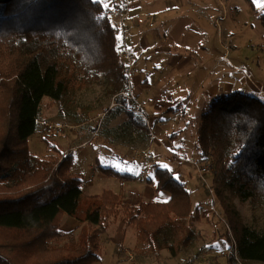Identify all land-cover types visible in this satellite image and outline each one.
Listing matches in <instances>:
<instances>
[{
  "label": "trees",
  "instance_id": "16d2710c",
  "mask_svg": "<svg viewBox=\"0 0 264 264\" xmlns=\"http://www.w3.org/2000/svg\"><path fill=\"white\" fill-rule=\"evenodd\" d=\"M245 1L264 28V13ZM103 5L100 0H0V264H96L101 235L121 212L154 254L166 251L177 258L196 239L192 195L175 170L156 166L149 180L156 192L169 194L167 202L132 205L109 190L84 200L82 179L71 173L73 154L48 138L46 158L30 151L46 101L66 112L83 89L100 86L114 97L127 88L129 66L117 47L120 28ZM165 107L168 114L177 112ZM196 144L201 160L212 158L222 168L215 191L237 262H264V232L245 225L221 190L255 207L264 200V101L239 91L221 95L203 112ZM99 169L121 181L138 180L110 167ZM65 216L81 225L80 233L67 244L52 245L70 234L62 231Z\"/></svg>",
  "mask_w": 264,
  "mask_h": 264
},
{
  "label": "rangeland",
  "instance_id": "374dc122",
  "mask_svg": "<svg viewBox=\"0 0 264 264\" xmlns=\"http://www.w3.org/2000/svg\"><path fill=\"white\" fill-rule=\"evenodd\" d=\"M145 5H160L163 8L170 5H209L210 9L205 12L207 17L210 18V22L200 20L201 24H205L206 32L210 34L212 43L209 42V46H216L222 54L225 52L223 49L226 44L230 49H232L233 46H237L238 51L235 55H239V52H241L244 57L241 58V60L247 63H251L253 59L255 60L258 56L255 54L258 51V45L262 43V41H260L262 38L259 37L258 34L260 31L264 33V28L261 26L257 16L248 8L245 0H145ZM226 5H229V7ZM234 6L238 8L237 11ZM185 12L184 14H186ZM107 13L113 19L112 23L118 26L115 18H113V11L107 10ZM223 16L226 17L222 18ZM152 20V18L149 20L145 18L140 22L149 21V27L153 28L155 24ZM150 24H153V26ZM250 37H253V42L250 41ZM121 49H123V47L121 48V46H119V54L121 58H124V52L120 51ZM209 52H212L211 48H209ZM124 59L128 64L129 60L126 58ZM229 59L230 61H234L233 57ZM129 75H131V69ZM129 79L130 77H128V83H130ZM239 92L254 95L264 101L262 95L252 93L248 90H239ZM134 94L137 98L135 91ZM70 100L72 101V105L68 107L65 106L66 109L68 108L66 112L60 109L62 105L50 101L44 103L42 121L40 122L38 131L30 138V151L35 157L40 159L46 158L49 152L44 139L48 138L51 143L60 146L66 154H73L74 165L71 173L80 176L82 179L84 200L95 198L101 195L103 191L109 190L119 194L124 202H133V205H138L141 202L147 203L153 201L150 200V196L151 194L154 195V185L151 188L149 180L153 179L156 166L169 167L175 170L176 175L185 180L187 190L190 191L192 195L194 219L192 228L196 233V239L189 248L183 251L184 253H181L182 256L179 259L172 258L166 251L159 254L150 252L146 244L138 241L137 229L126 225L124 215L121 212L119 216L111 218L107 232L101 235L100 261L96 264H183V261H185L184 264H192V262L197 259H204L207 262L212 261V264H223L222 260L230 262V264H232V262L233 264H264V262L260 263L254 261L250 263H241L237 262L235 259L234 247L232 245L235 244V241L231 238L232 231L226 223L224 211L215 191V187H218L220 183L222 168L216 165L214 159L209 158L208 161L201 160L197 148L195 149V153L192 151L186 153L181 151L175 152V149H173L174 147L165 148L163 144L167 142L168 144H172L171 142L174 143L179 139L180 134L174 135L177 131L176 128L171 132H167L165 136L158 141L161 143H156V146L162 149L159 160H156L157 163H154L152 159L154 154L151 155V152L149 153L147 151L146 155H144V157H147L143 161V163H145L140 164V168L142 165L146 164L150 172L143 179L126 182L109 177L103 174L99 166L110 167L120 173L130 175H134L137 171L136 166L127 167L125 163L115 158L116 154L113 151H107L104 148V146L111 145L108 143L110 142V138L106 139V132L103 133L101 131L102 133H100L95 131L96 125L99 124L102 126V122L107 121L105 115L112 105L111 101L113 97L107 96L106 92L100 86H94L76 92ZM214 100H216V98L213 99V101ZM213 101L209 100V102L205 104L202 112L207 110ZM163 108L160 110L166 112L167 107ZM175 109H177L180 115L183 117L185 116L184 106L179 105ZM91 115H94L95 120L92 122L91 126H88L89 132H87L84 127L78 128V120H88ZM195 116L196 120L192 121L189 134H193L194 129L198 128L201 123V113L200 115L199 113L194 115V117ZM55 123H62L64 125L62 129L63 133L59 135L48 134L45 129L46 125ZM78 132H80L79 136ZM169 134H173L172 136L175 137L171 139V135L169 136ZM85 140L88 141V145L78 147ZM191 140L193 145L194 142L196 145L197 135ZM153 149L152 147V150ZM156 149L158 151V148ZM142 155H139V157H142ZM180 157L187 159L193 157L200 162V164L211 166V171L208 175L201 176L197 168L193 167V165L189 163L186 164L182 162L181 159L179 161L178 159ZM97 160H99L101 164ZM146 161H149V163H146ZM215 180L219 181L218 185H215ZM221 190H224L223 195L227 200L234 202L245 225L260 232H264V200L255 207L250 200L243 202L239 198L231 196V193L225 188ZM155 195V202H167L170 198L169 194L165 192L155 193ZM197 218L198 220H196ZM228 228L230 230H228ZM80 229L81 225L76 220L65 216L62 224V231L65 234H70L69 236L53 241L52 245L62 246L76 239L80 233ZM228 235L230 236L231 242L228 241Z\"/></svg>",
  "mask_w": 264,
  "mask_h": 264
},
{
  "label": "crops",
  "instance_id": "0c3cea01",
  "mask_svg": "<svg viewBox=\"0 0 264 264\" xmlns=\"http://www.w3.org/2000/svg\"><path fill=\"white\" fill-rule=\"evenodd\" d=\"M100 1L107 5V10L111 11L125 7L127 4L132 15L149 14L155 24V27L151 28L149 21L129 23L120 30L117 43V47H123L120 51L127 52L131 58L128 61V66H131L129 81L139 103L143 105V111L149 123L143 121L138 115L109 107L105 115L107 121L102 122V126L96 125L95 130L107 133L106 139L110 138V142H107L111 145L104 148L107 151H113L117 160H121L120 162L125 163L127 167H137L135 176L138 175L140 164L145 163L143 161L147 157H144L147 151L151 152V155L154 154L152 159L154 163H157L156 160H159L162 151L156 146L161 143L158 141L167 132L176 128L177 131L174 134H180L179 139L174 143L171 142L172 144L168 142L163 144L164 147H174L175 152L195 153L197 144L195 145L194 142L193 145L191 139L196 137L198 128L194 129L193 134H189V130H191L192 121L196 120L194 115L198 113L202 115L203 108L209 100L213 101L221 95L239 90H248L264 97L263 32L260 31L258 34L262 38L260 39L262 43L258 45V51L255 54L258 56L251 63H247L241 60L244 58L241 52L235 55L238 51L237 46L230 49L226 44L223 49L224 54L216 46H209L208 43H212L210 34L206 32L205 24L200 22V20L210 22L205 12L210 9L209 5H170L163 8L160 5H145V0ZM251 1L259 11L264 13V0ZM226 6L229 7V5ZM234 8L238 10L237 7L234 6ZM115 20L119 26V20L116 18ZM250 41L253 42V37H250ZM209 48L212 52H209ZM231 57L234 61H230ZM158 105L162 108L170 105L174 106V109L182 105L185 108V116L178 112L168 114L158 109ZM131 115L136 121H141L145 127L137 126V122H133ZM94 120V115H91L88 120H78V128L84 127L89 132L88 126H91ZM79 134L80 132L78 136ZM85 145H88L86 140L78 147ZM180 159L182 158L178 160ZM152 186L153 184L151 188ZM153 193L155 195L158 192L154 189ZM154 195L151 194L150 200H155ZM181 256L182 254L176 259ZM222 262L230 264L227 261L222 260ZM192 264H212V261L197 259Z\"/></svg>",
  "mask_w": 264,
  "mask_h": 264
},
{
  "label": "built area",
  "instance_id": "2783aa9c",
  "mask_svg": "<svg viewBox=\"0 0 264 264\" xmlns=\"http://www.w3.org/2000/svg\"><path fill=\"white\" fill-rule=\"evenodd\" d=\"M116 19L119 20V28L120 30H123V28L129 24V23H133V22H140L141 20L148 18L151 19V16L149 14L146 13H140V14H136V15H132L131 14V10L130 7L128 5H126L125 7L122 8H117L113 10V14H112ZM151 26H153V24H150ZM124 58L128 59L129 61L131 60L130 56L128 55L127 52H124ZM130 69L131 66H129L127 75L128 77H130ZM111 109L112 108H119L122 111L126 112V113H130V114H134V115H138L140 116L143 121H145L146 123H149V120L146 116V114L143 111V105L139 103L138 99L136 98L134 91L132 89V86L130 85V83H128L127 88L118 93L117 95H115L113 97L112 103H111ZM64 125L62 123H55V124H47L45 129L47 130V133L50 135H59L62 132ZM153 134V133H152ZM182 162L184 163H189L191 165H193V167L197 168V171L199 173V175L204 176V175H208L209 172L211 171V166H207L205 164H200V162H198L196 159H194L193 157L190 159L187 158H182L181 159ZM149 169L148 167L145 165H142L139 173H138V179H143L147 174H149ZM228 230H230L228 228ZM234 247V256L236 257V260L238 259L237 256V251H236V243L233 244Z\"/></svg>",
  "mask_w": 264,
  "mask_h": 264
},
{
  "label": "snow or ice",
  "instance_id": "6c2138e0",
  "mask_svg": "<svg viewBox=\"0 0 264 264\" xmlns=\"http://www.w3.org/2000/svg\"><path fill=\"white\" fill-rule=\"evenodd\" d=\"M103 6H104V7H107V5H106V4H104Z\"/></svg>",
  "mask_w": 264,
  "mask_h": 264
}]
</instances>
